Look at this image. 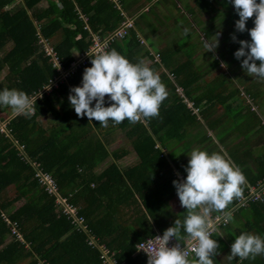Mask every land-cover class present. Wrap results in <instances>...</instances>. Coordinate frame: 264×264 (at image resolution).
Segmentation results:
<instances>
[{
    "label": "trees",
    "instance_id": "obj_1",
    "mask_svg": "<svg viewBox=\"0 0 264 264\" xmlns=\"http://www.w3.org/2000/svg\"><path fill=\"white\" fill-rule=\"evenodd\" d=\"M41 1L0 0V35H5L0 39V89L23 90L36 98L31 115L17 114L6 126L9 133L0 131V264H104L102 252L89 240L115 251L119 262L136 264L145 258L141 253L135 254L136 244L158 231L152 224L160 225L156 215L166 205L165 196L169 192L162 189L179 180L171 175L172 164L181 167L174 147L187 139L190 129L201 127L194 108L198 109L207 129L215 127L204 118L205 112L211 114L212 106L199 109L201 99L194 91L208 87L211 101L217 99L220 103L234 97L232 93L220 95V89L230 84L220 77L214 78L215 73L204 78L222 60L226 63L228 59L213 53L209 63L198 64L193 50L183 49L187 40L176 41L174 46L172 42L164 50L147 49L138 36V29L147 32L146 36L151 31L138 25L146 19L141 17L142 20H136L137 29L113 40L106 50L115 48L132 62L142 61L141 55L137 56L141 48H145L142 56L153 59L157 54L159 59L148 66L154 71L163 67L158 75L166 86L167 96L157 117L110 122L104 127L94 118L89 121L86 116H78L68 101L70 88L81 83L84 69L91 66V58L87 65L55 86L51 82L58 71L53 55L46 49H51L62 68H68L92 44L93 33L104 38L117 28L126 7L119 2L116 5L113 0H47L46 7L39 5ZM194 3L191 9L212 10L215 18L220 16L217 9H234L231 0H195ZM226 14L227 20L231 19L230 33L237 40H250L246 30L235 29L238 14L235 11L232 16L229 11ZM253 19H248L246 29L254 26ZM205 30L210 35L211 30ZM154 42L155 39L153 45ZM189 44L192 45L190 40ZM6 45H10L7 50ZM239 47L232 39L228 52L234 53ZM182 50L186 52V59L176 57ZM243 72L241 68L240 74ZM254 86L264 92L261 86ZM177 87L182 89V96ZM252 96L254 99L256 95ZM189 101L192 106H188ZM231 106L234 105L223 107V114L229 111L226 117L232 116ZM247 112L255 115L253 119L242 118L248 119V131L250 120L255 124L252 130L260 131L261 119L257 112L249 109ZM239 113H243L241 108ZM39 117H44L48 124L39 123ZM215 119L223 122L221 117ZM237 120L233 117L234 122ZM246 123L239 128L240 132H246ZM116 130L123 132L136 154L135 162L123 173L118 166L128 150L123 145L112 148L111 136ZM202 137L207 138L205 134ZM260 145V152L253 149ZM248 147V161L243 165L248 184L259 180L264 183V141L248 143ZM102 163H106L105 167L97 169ZM37 170L57 181L60 194L85 217L87 229L77 227L60 209L55 196L39 184ZM247 186L241 194H246ZM239 197L230 202L231 207L214 212L230 213L232 217L213 231V235L221 237L218 244L222 247L217 251L225 255L230 254L232 240L242 231L264 236V194L262 200L249 199L245 205H237ZM186 211L183 209V216ZM240 261L241 264H264V254Z\"/></svg>",
    "mask_w": 264,
    "mask_h": 264
},
{
    "label": "clouds",
    "instance_id": "obj_2",
    "mask_svg": "<svg viewBox=\"0 0 264 264\" xmlns=\"http://www.w3.org/2000/svg\"><path fill=\"white\" fill-rule=\"evenodd\" d=\"M231 4L239 17L235 20V29L239 32L246 30L250 36V40H237L233 35V40L240 45L233 55L240 60L242 70L249 76L264 78V0H231ZM135 17L126 35L131 29H137ZM253 17L254 26L246 29V22ZM138 36L145 44L146 38L140 32ZM205 46L208 51L214 50L217 39L215 43L205 41ZM176 90L183 95L180 87ZM166 96V86L154 69L142 61H130L113 48L91 56V66L84 69L81 83L70 88L68 101L78 116H86L89 121L94 118L101 126L107 127L110 122H136L141 117L159 116ZM34 98L23 90L0 89V106L11 107L16 115H31L36 104ZM187 104L193 105L190 101ZM197 111L194 108L193 112ZM10 119L5 121V126ZM187 155L186 177L183 181L173 180L179 201L187 209L186 214L182 219L176 218L162 235L147 239L144 247L140 248L148 256L147 264H214L213 257L219 244L213 238L210 213L225 209L241 194V185L246 178L225 155L198 148ZM231 218L230 213L224 217L225 220ZM172 238L178 243L169 246ZM179 242L183 243V248ZM261 254H264V236L242 231L232 240L228 258H255Z\"/></svg>",
    "mask_w": 264,
    "mask_h": 264
},
{
    "label": "crops",
    "instance_id": "obj_3",
    "mask_svg": "<svg viewBox=\"0 0 264 264\" xmlns=\"http://www.w3.org/2000/svg\"><path fill=\"white\" fill-rule=\"evenodd\" d=\"M156 1L157 0H153L152 3H156ZM160 1L162 3H160V5L158 6L159 9H156V8L152 9V5H150L147 2V0H142V1L140 0L139 5L137 6V8H139V9H143L144 8V9H147V10L148 9H152V11H153V13L155 15H161L162 9H180V10L177 11L178 14H182L184 12L185 7L180 5V0H175V3L174 2H168V3H172V7H170V8H169V4L168 3L166 4L165 0H158L157 3H159ZM193 4L194 5H189V6H191V7L195 6L194 2H193ZM133 6L134 5H133V2H132V3H126V6H124V7H126V10H128V9H132ZM181 10H182V12H180ZM217 10L220 11V16H218V17H221L220 20L217 17L215 18V15L213 14L214 11L209 10L208 11L210 13L209 16H211V17L213 16V18H215V23H212V24L208 25V23L210 22V19H211V18H208V19H206L207 23H206V26H205V29L207 27L213 29V30H211V29L208 28V30H211L210 31V35L214 34V36H218L217 35L218 31H221L222 25L224 26L226 24V20L228 19V14H226V13H228V11H229V13H230L229 16H232V14L235 11V9H217ZM206 12L207 11L204 12L205 15H206ZM125 13H127V12H125ZM194 14H196L195 11H194ZM209 16H207V17H209ZM146 19H143L141 22H144L143 24L145 25V29L146 30L149 29L151 31L150 35H153L154 34L153 33L154 27H152V25L150 24L152 18L151 19L150 18L149 19L146 18ZM230 20L231 19L227 20L228 23H229ZM190 21H191L192 24L196 25L195 30H193V32L188 31L185 28V26H186L185 24H182V25L178 26V29H181L180 33H181V35H183V39L187 40V42H189V40H190L192 46L193 45L204 44L205 41H207V37H206V33H205L207 31L204 28L201 29V27H198L197 24L195 22H193L194 19L192 17L190 18ZM189 26H191V25H189ZM176 29L177 28H175L173 31H175ZM170 32H171V29L167 30L163 34V36H164L163 45L167 46L168 44H171L172 42L173 43L176 42V37H177L176 33L170 34ZM207 34H208V32H207ZM157 37H158V35L153 36L152 38H157ZM188 37H189V39H188ZM232 37H233V34L229 33V36L227 37L229 42L233 39ZM219 39L221 40L222 37L220 36ZM177 41H181V39H179ZM198 41H200V42H198ZM226 41L227 40H223L222 43L225 44ZM214 42H216L215 39H214ZM194 53H195V50L193 48V54ZM213 53L216 54L215 52H213ZM231 54L233 55V53H231ZM194 58H196V57H194ZM233 58H234V56H233ZM196 59L201 60L202 58L201 57H197ZM258 64H259V62H258ZM235 75H236V77H238L240 75V71H239V73H235ZM217 77H219V76L218 75L216 77L214 76V78H217ZM249 79L250 78L246 79V83H247V81ZM231 85L232 84L221 88L220 89L221 90L220 91V95L224 96V95H227V94L230 95L232 93V95L234 97H232L230 100H227L225 103H220V101H218L217 99H215V100L217 101V103H220L221 105H224V107L227 106L228 105L227 103H229V102H231V104H233L235 106L236 105L235 104V100L236 101H241L240 98L235 96L236 91H238L240 96L245 97V101H244L245 103L244 104H246V105L248 104L249 105L247 108L249 110H251V111L252 110L256 111L257 114L259 115V117L261 119V130L260 131L254 130L256 132L253 133L252 128H253V125H255V124H254V121L250 120L249 128L251 130L248 131V128H247L248 125L246 123L247 119L239 118V119H242V120L238 119L237 120L238 122H234L233 121V116H231L232 119L228 120L225 123L224 122L225 121V117H226L225 116V112H224V114L220 115V117L223 118V122L221 121V124L219 125V122L214 120L215 118H218L219 116L213 114L212 110H210L211 114H208V112H205V117L204 118L206 119V121L210 122L211 124L213 123V125L215 126L214 129H211V128L207 129V127H205L204 125L202 126V124H201V127L198 126L197 129H194V130L190 129L189 130L190 131L189 136H191L192 133H193V135L191 137L187 136V139L183 140L182 145L185 143L183 147H182V145H180V146H178L175 149L176 153L178 154L179 160L181 161L180 162L181 163V165H180L181 167H178L177 165H173L172 164L173 162L170 161V159H169L170 163L172 162L171 164H172V173L173 174L171 173V175H175L176 177L179 178L180 181H183L184 178L186 177L187 173L185 172V166L187 165L189 156L187 155L188 153L185 154V152L189 149V147L191 146V143H193V142H195V144L197 146L191 147V150L194 149V148H198V149H206L210 153L211 152H220L223 155H225L226 158L229 159L234 166L239 167V169L243 172L245 178L247 177L245 172L243 171V169H244L243 165H245V163H244L245 160L248 161V156H249V153L247 151L249 149L248 143H252L254 141H261V140L264 141V127H263L264 126V112H263L264 104H261V98H262L261 94L263 92H261V90L257 86H254V84L252 86H247V85H249V83L246 85L247 92L245 91L244 87H243L244 89H241L242 88L241 86H239V87L234 86V87L231 88L230 87ZM249 89L252 90V92H250ZM213 90H215V87H213ZM241 90L244 92V94L242 93ZM254 91H256V92L259 91V92L256 94V93H254ZM194 94L198 95V97H200V99H201V102L199 103V109L200 108L201 109H203V108L207 109V107H210V106L213 107L215 102L211 101V96H209V95L212 94L210 88H208V87H199L198 90L194 91ZM252 94L256 95L254 97V99H253ZM246 98H247V100L251 99V101H247ZM254 100L256 102H254ZM237 105L243 106V104L241 102H237ZM234 106H231L230 109H232ZM241 111L244 112V110H242V109H241ZM196 113H197V118L199 120L200 119L203 120L201 118L202 116L198 113V111ZM211 119H213L214 121L211 120ZM245 123H246V129H245L246 132L242 133V132L239 131V128H241V126L244 125ZM225 124H229L230 126H225ZM202 127H203L202 131H204L206 133V134L205 133L204 134L207 136V138H203L202 134H199L200 128H202ZM196 134H198V135H196ZM218 134H219V136L217 137ZM186 141H189V142L186 143ZM253 149H255V147H253ZM128 166H129L128 164H125V165H122V166L119 165L118 167L120 169V173L121 172L123 173L124 170H127L129 168ZM173 179H175L174 176H173ZM171 181H172V179L170 178L169 182H171ZM247 185H248V181H247V178H246L244 184L241 185V191L244 190ZM167 187H168V189L167 188H163L162 189V191H169L168 194L165 196L166 205L163 206L162 207L163 209L161 211L157 212V215H156V218L158 219V221H160V225L155 226L154 224H152L153 227L156 230H158V231L160 230V232L162 231V229L165 230L169 226H172L174 224V221H175L176 218H180V219L183 218V208L180 207L181 203H180V205H178L175 202L176 201L175 200L176 199V190H175L174 184L173 183H168ZM228 206L231 207L230 203L226 207H228ZM214 212H211L210 214H213ZM84 219H85V217H84ZM160 226H162V228H159ZM165 226H166V228H165ZM219 231H221V230L219 229ZM215 239L218 241L219 237L215 236ZM218 243H219V241H218ZM135 254H137V253L135 252ZM221 254H222V256L220 257ZM214 258H217L216 261L218 260L215 264H221L220 260L224 261L225 264H241L240 259L234 258L233 260H230L228 258V255H225V253L220 252V251L219 252L217 251V254L214 256Z\"/></svg>",
    "mask_w": 264,
    "mask_h": 264
},
{
    "label": "rangeland",
    "instance_id": "obj_4",
    "mask_svg": "<svg viewBox=\"0 0 264 264\" xmlns=\"http://www.w3.org/2000/svg\"><path fill=\"white\" fill-rule=\"evenodd\" d=\"M118 1H119L120 5H124V6H126V3H132L133 2V5H134L133 8L132 9H128L126 11H127V14L130 17H134L136 15L135 20H139V19L142 20L141 17H145V18H148V19L152 18L150 24L152 25V27H154V31H153L154 34L153 35H150L148 33L149 35L146 36L147 32H143V31L138 29V31L143 36H145L146 38L150 37L148 40L146 39L147 41L144 44V46L147 49H153V48L156 49L157 47H161L164 50L166 45H163V38H164L163 34L167 30H170V29H171L170 34L176 33V35H177L176 41L181 39V41L184 42L185 40L183 39V35H181V33H180L181 29H178V26H180L182 24H185L186 25V26L184 25L185 28L188 31L193 32V30H195L196 25L191 23V21H190L191 17L194 19L193 22H195L198 27H201V29L202 28L205 29V26H206V23H207L206 19H208V18H211L210 22L208 23V25L212 24V23H215V18H213V16L212 17L209 16L210 15L209 12H206V15H205L204 14L205 10H203V9H194V10L191 9L192 7L189 6V5H194L193 2H195V0H180V5L185 7L184 12L182 14H178V12H177L180 9H162L161 15H155L152 10L148 11L147 9H144V8L143 9L137 8V6L139 5L140 0H118ZM152 1L153 0H147V2L150 5H152V9H155V8L159 9L158 6L162 2L160 1L159 3H152ZM165 2H166V4L168 2H174L175 3V0H165ZM168 4H169V8L172 7V3H168ZM39 5L43 6V7H46L48 5V2H47V0H42ZM145 10L148 11L146 14H144V12H143ZM194 11L196 12V14H194ZM180 12H182V10ZM207 16H209V17H207ZM217 18L220 20L221 17H217ZM143 23L144 22H140L138 25L141 28H145V25ZM121 24H122V22L120 23V25ZM189 25H191V26H189ZM175 28H177V29L175 31H173ZM207 28H209V27H207ZM209 29L213 30L212 28H209ZM231 29H232V25L230 23H228V21L226 20V24L224 26H222L221 31H218V33H217L218 36H214V34L213 35H209V33L207 34V32H205L206 33V37H207V42L215 43L214 39H215V41L217 39V46L212 51H208L207 47L205 46V43L201 44V45H193L192 46V45L189 44V42H186L185 44H183L184 45L183 49L186 50V51H190V50H193V48H194V50H195V53L193 54L194 57H201L202 58L201 60H198V62H199L198 64H202L204 62L209 63L211 61V59H213V58H211L213 56L212 55L213 52H215L218 55L222 54V56L224 58L227 57L226 58V59H228L227 62H226L227 66H224L226 64L224 63V60H223V64L219 65L218 68H216L215 70L210 71L209 72L210 74H207L206 76H204V78L205 77L209 78L212 73H215V77L218 75L220 78L224 79L227 84H232L230 86L231 88L234 87V86H237V87L241 86L242 87L241 89L245 88V91L247 92L246 85L249 83V85H247V86H252L253 84H256L259 87L261 86V89H264V78H259V77L255 76V75L249 76L246 72H243L238 77H236L235 73H239V71H241V67H240L241 63H240V60H237L236 58H233V55L230 52H228V50H229L228 46H229L230 42L228 41L227 37L229 36V33L231 32ZM156 35H158L157 38H152L153 36H156ZM220 36L222 37L221 40L219 39ZM3 37H5V35H0V39H2ZM153 39L156 40V44L154 42V45H153ZM223 40H227L225 44L222 43ZM200 41H198V42H200ZM9 43H11V42H9ZM174 44L175 43H173V46H174ZM9 46L10 45H6V50L8 49ZM144 50H145V48H141V51L139 53H137L138 54L137 56L141 55L142 62L145 63L146 65H149L154 60L158 59L157 54L155 55V58H153V59L150 58L149 56H146V55L142 56V54L144 53ZM184 50L179 51L178 52L179 55H176V57L177 58L186 59L187 56H184V55H186V52ZM74 54H78V53L74 52ZM203 54H204V57L201 56ZM241 59H243V57ZM258 62L259 61H257V64H258ZM162 70H163V67L159 66V67L156 68L155 72L158 74ZM248 78H250V79L246 83V79H248ZM179 91H181V88H180ZM242 93L244 94L243 91H242ZM179 95H181L180 92H179ZM235 96L245 101V97L240 96L238 91H236ZM261 96H262L261 104H264V92L261 94ZM246 100H247V98H246ZM244 101H238V102H241L243 104V106H239V105L236 104L232 108V110H231L232 111V116L234 118H237V119L245 118V117H247L248 119H253L255 115H253L252 113L247 112V110H248L247 107L249 105L248 104L247 105L244 104L245 103ZM247 101H251V99L247 100ZM254 102H256V101L254 100ZM230 103L231 102H229L227 104H230ZM223 107H224V105H221L220 103H217V101H215V103H214V105H213V107L211 109L212 113L220 117V115L223 114V110H222ZM238 107L241 108L242 110H244V112L243 113H239V108ZM13 111L14 110L11 107H9V106H0V122L3 123L5 121H7L8 119H10V117H15L16 116V112L15 111L13 112ZM228 112L229 111L226 110L225 114H228ZM263 112H264V109H263ZM213 119H211V120H213ZM230 119H232V118L229 115L227 117H225V120H227V121L230 120ZM214 120H216V119H214ZM239 120H242V119H239ZM199 121H200L199 124L204 125V120L200 119ZM216 121L219 122V125L221 124L220 120H216ZM39 123H42L43 125H47L48 124V122L46 121V119L44 117H39ZM225 126H226V124H225ZM227 126H230V125L227 124ZM113 127L115 128V126H113ZM2 129H3V131H6L7 133H9V131H8L9 128L8 127L5 126ZM202 130H203V127L200 128L199 134L204 135L205 132L202 131ZM254 132L255 131L253 130V133ZM113 135H114L113 137L111 136L112 148H117V147H120V146L123 145L128 150V153L126 154V157L120 160V162H119L120 166L125 165V164L130 165L131 163L133 164L135 162L136 154L134 153V151H132L128 140L124 138L123 132L119 130V131L115 132ZM191 136H189V137H191ZM182 143H183V141H181L180 143L176 144L174 148L176 149V147L182 145ZM184 144L182 145V147L184 146ZM195 146H197L195 144V142L191 143V146L185 152V154L189 153L191 151V147H195ZM260 150H261V145L255 147V151H259L260 152ZM105 164L102 163V165H100L97 169L104 168ZM175 200H176L175 201L176 204L180 205V201H179V198L177 196V193H176V199ZM180 207H182L183 209H186V207H184L182 205H180ZM58 210L59 209H56V211H58ZM214 211H212V212H214ZM125 213H126V217H129L128 210H126ZM221 235H222V232H221ZM215 236L219 237L218 241L220 242L221 241L220 235L219 234H217V235L214 234L213 235L214 239H215ZM6 240L7 239H5L4 241H6ZM219 247L221 248L222 244H220ZM221 256H222V254L220 255V257ZM213 259H214V264H215L218 260L216 261L217 258H214V257H213ZM220 262H221V264H225V262L222 261V260H220Z\"/></svg>",
    "mask_w": 264,
    "mask_h": 264
},
{
    "label": "built area",
    "instance_id": "obj_5",
    "mask_svg": "<svg viewBox=\"0 0 264 264\" xmlns=\"http://www.w3.org/2000/svg\"><path fill=\"white\" fill-rule=\"evenodd\" d=\"M115 1L117 5L118 0ZM124 15V19L122 20V24L115 28L110 33H107L104 38H101L99 34H92V44L89 46L87 50L82 52L75 60H73L68 68H62L60 65V61L57 57L54 56V54L51 52V49L47 47V52L51 53L53 55V63L56 66V69L58 71V74L54 77L52 80V84L57 86L59 82H63L66 80L68 75L75 71L79 67H83L88 64L90 58L92 55H97L102 51L106 50L107 45H109L113 40L122 38L126 35L128 32V29L133 26V20L134 17H130L126 15L123 11L121 12ZM50 88V86L48 87ZM3 127H5V122H0V131H3ZM35 165V163H33ZM35 176L39 182L40 185L44 187V189L47 191V193L54 195L56 203L61 207L62 211L68 215V217L72 218L73 223L77 225V227H82L84 230L88 228V224L85 221L84 217L79 215L77 212V208L71 206L69 202L67 201V197L62 196L58 189L57 181L49 174L42 172L41 170H37L35 173ZM264 194V183H261V181H257L254 184H248L247 186V192L246 194H241V196L238 198L237 205H245L247 204L249 199H255L259 200L263 198ZM226 213L220 212V213H214L211 216L212 219V227L213 229H217L220 227V225H223L227 222V220L224 219ZM163 233L156 232L155 234L146 237L144 240L139 241L136 244V253H141L145 256L144 260L141 262H138L136 264H147L148 256L143 251V249H140L144 247V245L147 243V239L152 238V236L162 235ZM90 244H93L98 248L99 251L102 252L101 257L103 258L104 264H126L125 261H118L114 253L115 251H110L108 248H104L101 244L96 242L95 240H89ZM178 241L175 238H172L169 241V246H173L177 244ZM181 247L183 248L184 245L182 242H179ZM192 254L190 253V257ZM44 264H50L48 262H45Z\"/></svg>",
    "mask_w": 264,
    "mask_h": 264
}]
</instances>
